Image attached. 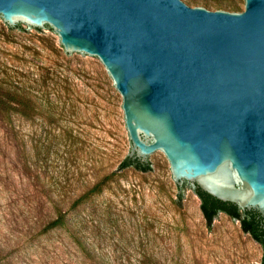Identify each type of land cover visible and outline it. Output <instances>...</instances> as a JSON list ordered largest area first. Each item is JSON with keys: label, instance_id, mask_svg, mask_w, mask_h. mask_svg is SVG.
<instances>
[{"label": "rangeland", "instance_id": "obj_1", "mask_svg": "<svg viewBox=\"0 0 264 264\" xmlns=\"http://www.w3.org/2000/svg\"><path fill=\"white\" fill-rule=\"evenodd\" d=\"M187 1L233 12L246 3ZM0 85L17 108L0 109V264H95L65 229L45 231L55 202L110 264H262L263 245L240 220L220 212L208 226L167 154L149 155L148 172L121 168L133 141L100 57L68 52L51 24L3 19Z\"/></svg>", "mask_w": 264, "mask_h": 264}, {"label": "water", "instance_id": "obj_2", "mask_svg": "<svg viewBox=\"0 0 264 264\" xmlns=\"http://www.w3.org/2000/svg\"><path fill=\"white\" fill-rule=\"evenodd\" d=\"M51 24L102 59L124 97L131 158L167 154L185 181L264 223V0H0V21Z\"/></svg>", "mask_w": 264, "mask_h": 264}, {"label": "trees", "instance_id": "obj_3", "mask_svg": "<svg viewBox=\"0 0 264 264\" xmlns=\"http://www.w3.org/2000/svg\"><path fill=\"white\" fill-rule=\"evenodd\" d=\"M234 11H241V9L235 6ZM10 91L0 85V95L5 96L10 93ZM12 95L14 99L13 101H16V96L14 94ZM0 109L3 111L10 112L17 108L0 99ZM131 166H135L137 169L144 172L152 170L150 164H144L139 159L132 158H127L126 160H124L121 165V168L125 169ZM195 190L202 200L201 209L209 227H212L215 219L217 218L220 212H225L229 214L232 218L240 220L242 229L246 233H250L256 241L260 242L263 245L264 248V223L262 217L257 212L241 210L235 204L222 202L214 196L202 191L200 188H195ZM55 205L57 217L48 222L45 231L65 229L75 240L78 246L84 251V253L87 254L95 262V264H110L107 261H103L100 255L96 253L97 251H95V249L89 248L85 245L84 240L82 238L83 232L80 228L79 222L73 223L72 220L69 219L68 213L63 212L60 209L59 203L55 202ZM262 264H264V255Z\"/></svg>", "mask_w": 264, "mask_h": 264}]
</instances>
